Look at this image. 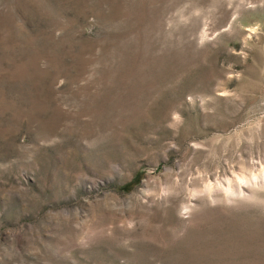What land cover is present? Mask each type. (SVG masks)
<instances>
[{
  "label": "rangeland",
  "instance_id": "rangeland-1",
  "mask_svg": "<svg viewBox=\"0 0 264 264\" xmlns=\"http://www.w3.org/2000/svg\"><path fill=\"white\" fill-rule=\"evenodd\" d=\"M0 264H264V0H0Z\"/></svg>",
  "mask_w": 264,
  "mask_h": 264
}]
</instances>
